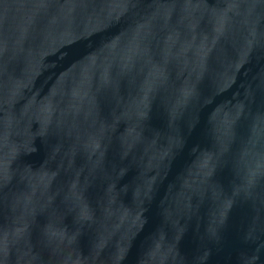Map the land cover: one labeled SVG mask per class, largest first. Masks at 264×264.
Here are the masks:
<instances>
[{
    "label": "water",
    "instance_id": "95a60500",
    "mask_svg": "<svg viewBox=\"0 0 264 264\" xmlns=\"http://www.w3.org/2000/svg\"><path fill=\"white\" fill-rule=\"evenodd\" d=\"M0 264H264V0H0Z\"/></svg>",
    "mask_w": 264,
    "mask_h": 264
}]
</instances>
